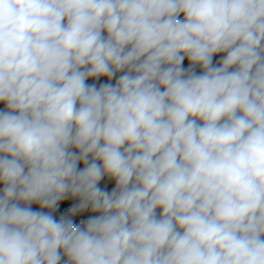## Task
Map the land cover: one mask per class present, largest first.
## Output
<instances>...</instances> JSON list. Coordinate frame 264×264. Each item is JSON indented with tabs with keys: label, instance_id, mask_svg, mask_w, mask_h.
<instances>
[{
	"label": "clouds",
	"instance_id": "1",
	"mask_svg": "<svg viewBox=\"0 0 264 264\" xmlns=\"http://www.w3.org/2000/svg\"><path fill=\"white\" fill-rule=\"evenodd\" d=\"M0 105V264H264V0H0Z\"/></svg>",
	"mask_w": 264,
	"mask_h": 264
},
{
	"label": "rangeland",
	"instance_id": "2",
	"mask_svg": "<svg viewBox=\"0 0 264 264\" xmlns=\"http://www.w3.org/2000/svg\"><path fill=\"white\" fill-rule=\"evenodd\" d=\"M0 106H2V105H0ZM111 186H113V185L109 184V187H111ZM0 187H2V186H0ZM67 207H68V205H67ZM87 215H88V213H85L82 216L77 217V219L79 220V219L85 218Z\"/></svg>",
	"mask_w": 264,
	"mask_h": 264
},
{
	"label": "trees",
	"instance_id": "3",
	"mask_svg": "<svg viewBox=\"0 0 264 264\" xmlns=\"http://www.w3.org/2000/svg\"><path fill=\"white\" fill-rule=\"evenodd\" d=\"M219 57H216V59H218ZM0 107H3V106H0ZM0 186H2V185H0ZM33 207H36V206H33ZM61 207L62 208H65V207H67V204H63V205H61Z\"/></svg>",
	"mask_w": 264,
	"mask_h": 264
}]
</instances>
